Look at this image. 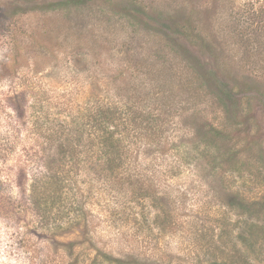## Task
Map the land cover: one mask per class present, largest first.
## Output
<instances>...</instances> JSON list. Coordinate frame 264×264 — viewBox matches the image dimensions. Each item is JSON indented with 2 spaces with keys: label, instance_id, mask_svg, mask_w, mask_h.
I'll list each match as a JSON object with an SVG mask.
<instances>
[{
  "label": "rangeland",
  "instance_id": "obj_1",
  "mask_svg": "<svg viewBox=\"0 0 264 264\" xmlns=\"http://www.w3.org/2000/svg\"><path fill=\"white\" fill-rule=\"evenodd\" d=\"M45 1L0 0V142L11 146L0 162V264H116L130 256L153 264H242L234 244L244 219L256 220L228 201L264 200V14H244L261 2L141 0L162 14H193L206 43L192 53L242 96L226 114L213 83L194 92L161 39L122 19L124 0L70 12L42 10ZM161 90L165 144L133 147L127 182L73 171L64 193L82 213L79 226L30 214V181L60 165L54 148L39 152L33 125L46 135L115 94L141 110L159 105L161 113ZM250 255V264H264V247Z\"/></svg>",
  "mask_w": 264,
  "mask_h": 264
},
{
  "label": "trees",
  "instance_id": "obj_2",
  "mask_svg": "<svg viewBox=\"0 0 264 264\" xmlns=\"http://www.w3.org/2000/svg\"><path fill=\"white\" fill-rule=\"evenodd\" d=\"M95 0H46L42 10L51 12H65L76 9H87ZM264 0L258 9H250L244 14L249 19L255 15L264 14ZM263 2V3H262ZM254 3V2H253ZM41 9V8H40ZM122 19L128 23L139 22L144 27L152 30L163 42L164 46L173 57L179 59L187 71V84L199 92L203 82L213 83L215 93L214 100L221 105L226 114L235 111L242 96L233 91V87L227 81H220L215 71L205 62L192 53L194 44L204 46L206 38L193 20V14H162L146 7L141 0H124L121 10ZM232 16L231 24L239 18ZM260 23V22H259ZM130 26V25H129ZM251 26V25H250ZM261 30L264 25L259 27ZM209 47V45L207 46ZM164 90H161V113L158 106L141 110L130 101L122 102L115 94L114 98L106 102H98L82 113L80 121L76 119L69 125H62L61 129H47L43 135L42 128L32 126L33 132L37 134V149L46 151L55 149L59 171L43 169L37 177L30 181L28 195L25 196L29 205L30 214L42 223L51 221L56 225L63 219H67L72 226H79L82 213H77L73 208V199L64 190L73 181V171H92L102 182L116 181L119 184L127 182L130 177L133 147L159 148L165 141L161 142L163 128L167 127V120L163 116L166 106V98L163 100ZM212 96V98H213ZM262 97V93L259 92ZM239 98V99H238ZM138 99V97H137ZM130 100V99H129ZM39 130L42 133L38 135ZM10 143L7 140L0 142V162H2L9 150ZM40 159V158H39ZM6 185V181H3ZM64 196V197H62ZM228 206L240 211L242 216L254 218L256 222H248L244 219L246 227L244 234L241 233L234 244L233 254L239 255L242 264H250L248 257L264 247V200L248 201L237 195H231ZM151 199L150 195L146 196ZM70 200L69 209L65 208L66 201ZM57 205V209H54ZM73 208V209H72ZM53 210H56L53 213ZM58 226V225H56ZM239 244V248L237 246ZM241 246V247H240ZM243 247V249H242ZM245 250V252H244ZM108 259V256H104ZM116 264H153L147 259H137L132 256L114 259ZM155 264V263H154ZM156 264H159L156 262Z\"/></svg>",
  "mask_w": 264,
  "mask_h": 264
}]
</instances>
